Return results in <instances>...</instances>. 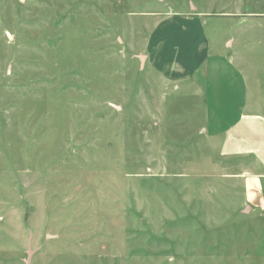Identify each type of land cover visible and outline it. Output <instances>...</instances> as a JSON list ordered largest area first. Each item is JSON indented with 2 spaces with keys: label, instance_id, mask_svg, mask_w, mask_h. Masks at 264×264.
I'll return each instance as SVG.
<instances>
[{
  "label": "rangeland",
  "instance_id": "obj_1",
  "mask_svg": "<svg viewBox=\"0 0 264 264\" xmlns=\"http://www.w3.org/2000/svg\"><path fill=\"white\" fill-rule=\"evenodd\" d=\"M193 6L264 0H0V264H264L201 102L131 55Z\"/></svg>",
  "mask_w": 264,
  "mask_h": 264
},
{
  "label": "crops",
  "instance_id": "obj_2",
  "mask_svg": "<svg viewBox=\"0 0 264 264\" xmlns=\"http://www.w3.org/2000/svg\"><path fill=\"white\" fill-rule=\"evenodd\" d=\"M221 15L237 19L207 30L209 13L173 11L151 31L144 56L164 80L192 90L205 116L200 132L242 184L243 210L264 211V19L247 20L264 9Z\"/></svg>",
  "mask_w": 264,
  "mask_h": 264
},
{
  "label": "water",
  "instance_id": "obj_3",
  "mask_svg": "<svg viewBox=\"0 0 264 264\" xmlns=\"http://www.w3.org/2000/svg\"><path fill=\"white\" fill-rule=\"evenodd\" d=\"M168 9L171 10V8L168 6ZM132 56H136L139 60H140V63H141V66H142V63L145 59V56L144 55H134V54H131ZM26 258L24 259V264H30V261H31V255L33 253L32 250L29 249V246L27 247V252H26Z\"/></svg>",
  "mask_w": 264,
  "mask_h": 264
}]
</instances>
